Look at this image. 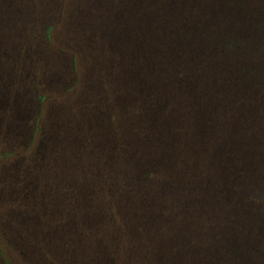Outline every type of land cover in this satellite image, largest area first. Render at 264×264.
I'll use <instances>...</instances> for the list:
<instances>
[{
  "label": "rangeland",
  "instance_id": "1",
  "mask_svg": "<svg viewBox=\"0 0 264 264\" xmlns=\"http://www.w3.org/2000/svg\"><path fill=\"white\" fill-rule=\"evenodd\" d=\"M86 1L0 0V264L139 263V257L130 254H140L149 230L158 231L155 236L159 248L154 255L156 246H143L145 259L155 256L150 264L215 263L232 248L239 264H264V196L244 205L239 194L242 182L236 172L233 180L227 174L220 180L222 189L228 185L235 189L234 195L220 193V203L208 212V223L202 229L198 228L201 214L197 202L170 213L152 214L150 220L144 219L138 233L104 228L108 224L103 219L105 214L96 215L98 230L82 221V229H47L48 239L53 240L38 247H54L56 261L49 257L38 263L37 257L34 262L29 248L18 246L19 234L31 240L33 232L26 222L18 232L7 222V216L18 212L23 202L34 198L50 202L68 199L77 206L81 202L95 205L111 200L114 196H110V189L125 183L130 162L139 155L129 138L143 136V128L150 122L146 118L143 81L140 83L139 77L137 82V92L141 89L143 99L132 104L133 83L123 77L130 69L104 66L113 50L104 34H95V25L111 31L114 18L110 14L122 11L124 0H103L99 5ZM47 18L54 30L45 39L40 30ZM97 45L104 49L97 52ZM100 55L108 59L101 61ZM70 56L76 71L73 69V80L67 86L60 78L66 73L65 63ZM138 71L135 73L140 76L145 74ZM35 91L45 96L41 120L49 130L42 136L35 133L28 146L25 141L32 129ZM129 128H133L131 135ZM190 164L176 158L180 168L174 181L179 193L185 194L180 195L184 204L188 196L197 198L203 181L201 163L195 161V171ZM239 164L237 161L235 168ZM28 210L33 212L31 207ZM115 215L128 216L123 212ZM170 221L174 222L171 226L167 225ZM187 227L192 229L191 242L178 244L176 236L186 234ZM24 250L27 253L23 256ZM48 254L53 256L50 250Z\"/></svg>",
  "mask_w": 264,
  "mask_h": 264
},
{
  "label": "trees",
  "instance_id": "2",
  "mask_svg": "<svg viewBox=\"0 0 264 264\" xmlns=\"http://www.w3.org/2000/svg\"><path fill=\"white\" fill-rule=\"evenodd\" d=\"M87 1L99 5L103 0ZM110 15L114 18L111 31L95 25V34H104L106 44L113 50L109 59L100 55L99 60L108 59L104 66L130 69L123 77L133 83L132 104L143 99L141 89L137 92L141 78L139 82L145 85L146 118L151 123L147 122L143 128V136L129 138L139 155L131 160L125 183L110 189V196H114L111 200L74 206L68 199L50 202L34 198L21 203L18 212L7 216V222L17 227L18 232L25 222L33 232L31 240L25 234H19L16 240L20 248H29L34 262L37 257L38 263L49 257L56 261L54 247H38L53 240L48 239L47 229H82V221L98 230L97 214L107 216L103 219L108 224L103 227L112 232L138 233L144 219L150 220L152 214L170 213L198 202L201 214L198 228L202 229L208 223V212L218 207L220 193L229 196L235 193L231 185L222 189L220 180L225 174L229 180H233L235 172L239 175L242 182L239 194L244 205L264 196V0H124L123 10ZM50 20L47 18L40 30L45 39L54 30ZM118 21L123 24H116ZM96 49L100 52L104 48L97 45ZM73 60V56L68 57L66 73L60 78L67 86L73 80V69L76 71ZM138 69L145 74L135 73ZM44 99L41 92L35 91L33 124L25 141L28 146L35 133L42 136L49 130L48 124L45 126L41 120ZM131 130L127 129L129 134ZM176 158L182 164L191 161L193 171L195 161L201 163L200 194L195 199L188 196L185 204L180 197L185 194L179 193V185L174 181L180 168ZM237 161L240 166L235 168ZM58 212L64 216H57ZM118 212L128 216L117 218ZM74 213L83 216L79 218ZM137 213L147 216L133 215ZM20 214L30 216L19 217ZM76 217L79 219L75 221ZM172 221L167 225L171 226ZM157 232L148 231L140 254H130L139 257V263L129 264H150L155 256L145 259L142 248L154 245L157 247L154 255L158 253ZM185 232L176 236L178 244L191 242L192 229L187 227ZM234 251L227 249L221 261L209 264H239ZM153 252L154 249L147 254ZM24 253L27 250L23 256Z\"/></svg>",
  "mask_w": 264,
  "mask_h": 264
}]
</instances>
